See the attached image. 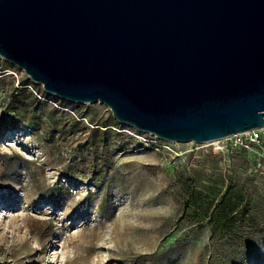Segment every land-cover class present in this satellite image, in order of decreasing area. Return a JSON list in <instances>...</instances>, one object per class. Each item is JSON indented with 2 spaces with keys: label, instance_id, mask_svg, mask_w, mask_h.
<instances>
[{
  "label": "rangeland",
  "instance_id": "rangeland-1",
  "mask_svg": "<svg viewBox=\"0 0 264 264\" xmlns=\"http://www.w3.org/2000/svg\"><path fill=\"white\" fill-rule=\"evenodd\" d=\"M256 134L155 141L104 105L47 95L0 58V264H264ZM229 185L255 197L261 227L246 238L213 237L189 204L195 189L210 211Z\"/></svg>",
  "mask_w": 264,
  "mask_h": 264
},
{
  "label": "water",
  "instance_id": "water-1",
  "mask_svg": "<svg viewBox=\"0 0 264 264\" xmlns=\"http://www.w3.org/2000/svg\"><path fill=\"white\" fill-rule=\"evenodd\" d=\"M0 58L159 141L264 127V0H0Z\"/></svg>",
  "mask_w": 264,
  "mask_h": 264
},
{
  "label": "trees",
  "instance_id": "trees-1",
  "mask_svg": "<svg viewBox=\"0 0 264 264\" xmlns=\"http://www.w3.org/2000/svg\"><path fill=\"white\" fill-rule=\"evenodd\" d=\"M252 145V144H250ZM257 150L261 153L264 150V143L258 146ZM262 157L255 156L252 165L256 166L262 162ZM186 190L189 186L183 184ZM189 198L190 206L197 208L194 216L197 218L198 223L205 222L212 224L213 237H230L234 239L236 235H242L246 238V231L249 227H261V219L258 213H252L251 201L254 203L253 194H247L243 190H233L232 186L226 187L224 193L220 196L217 203L213 205V209L209 211L210 204H206V209H201L204 204V196L201 192L191 189ZM256 208V203H254ZM251 207V208H250ZM201 209V210H199ZM246 248V247H245Z\"/></svg>",
  "mask_w": 264,
  "mask_h": 264
},
{
  "label": "built area",
  "instance_id": "built-area-1",
  "mask_svg": "<svg viewBox=\"0 0 264 264\" xmlns=\"http://www.w3.org/2000/svg\"><path fill=\"white\" fill-rule=\"evenodd\" d=\"M256 131H259V132L264 131V127H263L262 129H260V130H256ZM256 131H252V132H250V133L248 134L251 143H255L256 141H258V139H257L258 137H257ZM238 136H240V135L232 136L231 138H238ZM154 139H155V141H159V140H158L157 138H155V137H154ZM237 142H238V144H239L240 146H243V147H245V148H248L249 145H250V143H244V142L241 141L240 139H238Z\"/></svg>",
  "mask_w": 264,
  "mask_h": 264
},
{
  "label": "bare ground",
  "instance_id": "bare-ground-1",
  "mask_svg": "<svg viewBox=\"0 0 264 264\" xmlns=\"http://www.w3.org/2000/svg\"><path fill=\"white\" fill-rule=\"evenodd\" d=\"M256 131V130H255ZM252 132V131H251ZM250 132H246V133H243V134H240V136H243V135H248ZM237 136V135H236Z\"/></svg>",
  "mask_w": 264,
  "mask_h": 264
}]
</instances>
